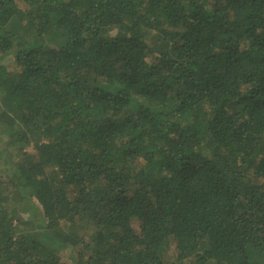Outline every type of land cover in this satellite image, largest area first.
Segmentation results:
<instances>
[{
    "label": "trees",
    "instance_id": "obj_1",
    "mask_svg": "<svg viewBox=\"0 0 264 264\" xmlns=\"http://www.w3.org/2000/svg\"><path fill=\"white\" fill-rule=\"evenodd\" d=\"M254 250L264 0H0V264Z\"/></svg>",
    "mask_w": 264,
    "mask_h": 264
},
{
    "label": "rangeland",
    "instance_id": "obj_2",
    "mask_svg": "<svg viewBox=\"0 0 264 264\" xmlns=\"http://www.w3.org/2000/svg\"><path fill=\"white\" fill-rule=\"evenodd\" d=\"M31 150V148H30V146H26L25 148H24V152L26 153V152H28V150ZM30 153V152H29ZM10 178V177H9ZM9 180V179H8ZM15 197V199H16V201H18L21 197H20V194H17L16 196H14ZM14 199V200H15ZM17 222V221H16ZM18 223H19V225H20V228H22V227H26L27 229H33V230H38V229H42L41 227H39V226H37L38 224H36L35 222L34 223H31V222H28V221H26V220H22V219H20L19 221H18ZM252 259H253V261H255V262H258L259 264H264V256L263 255H261V254H259L258 253V251H256V250H254V253H253V255H252Z\"/></svg>",
    "mask_w": 264,
    "mask_h": 264
}]
</instances>
